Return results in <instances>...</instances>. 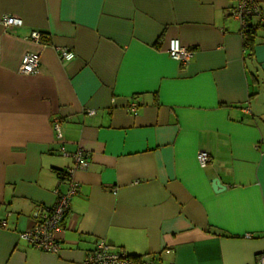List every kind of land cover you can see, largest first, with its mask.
Wrapping results in <instances>:
<instances>
[{
	"label": "crops",
	"instance_id": "0c3cea01",
	"mask_svg": "<svg viewBox=\"0 0 264 264\" xmlns=\"http://www.w3.org/2000/svg\"><path fill=\"white\" fill-rule=\"evenodd\" d=\"M233 6L0 0V264H84L100 241L153 263L259 264L264 37L245 47ZM4 15L24 26L8 31ZM173 39L194 52L186 65L171 59ZM28 52L40 54L38 75L20 71ZM78 151L87 165L55 231L61 251H40L21 233L66 191L59 171Z\"/></svg>",
	"mask_w": 264,
	"mask_h": 264
},
{
	"label": "built area",
	"instance_id": "2783aa9c",
	"mask_svg": "<svg viewBox=\"0 0 264 264\" xmlns=\"http://www.w3.org/2000/svg\"><path fill=\"white\" fill-rule=\"evenodd\" d=\"M232 17L239 22L241 34L251 31L255 35L264 37V7L263 0H233ZM2 25L12 31L24 26L20 18L4 15L1 20ZM45 36L42 32L31 31V39L41 43ZM62 60H72L74 54L66 49H59ZM194 52L191 49L183 47L178 39L170 41L169 55L171 59L186 65L193 57ZM21 73L27 75L40 74V54L28 52L24 55L20 68ZM132 112H137V105H132ZM94 115V111H89ZM54 129L60 133L59 120L54 121ZM74 166L66 171L67 189L65 192L59 191L57 201L54 205L45 207L42 212L41 221L31 230L21 233V238L28 242L34 248L48 253L57 254L61 251V245L55 237V231L61 225L70 210L72 198L79 192V184L73 180V174L78 168H84L87 165L82 151L72 155ZM198 161L202 167H206L210 161V155L206 151L198 154ZM8 221L6 218H0V228L6 229ZM250 237V236H248ZM259 264H264V255L259 257ZM84 264H136L132 258L123 254L116 253L104 241L96 244L95 249L87 256ZM141 264H161L160 262H149L142 260Z\"/></svg>",
	"mask_w": 264,
	"mask_h": 264
},
{
	"label": "trees",
	"instance_id": "16d2710c",
	"mask_svg": "<svg viewBox=\"0 0 264 264\" xmlns=\"http://www.w3.org/2000/svg\"><path fill=\"white\" fill-rule=\"evenodd\" d=\"M44 35V34H43ZM45 36V35H44ZM255 34L252 33L251 31H248L245 33V36H244V40H245V47H249L251 48L253 43H254V39H255ZM45 40V38H44ZM59 176L60 178H62L63 180L66 179V172L65 171H59ZM130 257V256H129ZM133 259V261L136 263V264H141L142 263V260H143V257H139V256H132L130 257Z\"/></svg>",
	"mask_w": 264,
	"mask_h": 264
},
{
	"label": "water",
	"instance_id": "95a60500",
	"mask_svg": "<svg viewBox=\"0 0 264 264\" xmlns=\"http://www.w3.org/2000/svg\"><path fill=\"white\" fill-rule=\"evenodd\" d=\"M213 188L215 191H219V190L223 189L224 187L221 184L220 180L215 179V180H213Z\"/></svg>",
	"mask_w": 264,
	"mask_h": 264
}]
</instances>
